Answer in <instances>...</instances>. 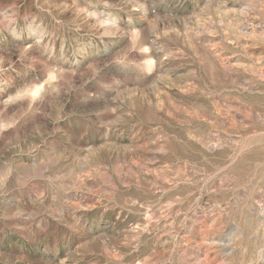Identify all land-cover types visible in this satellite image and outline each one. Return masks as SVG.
Listing matches in <instances>:
<instances>
[{
    "label": "rangeland",
    "instance_id": "1",
    "mask_svg": "<svg viewBox=\"0 0 264 264\" xmlns=\"http://www.w3.org/2000/svg\"><path fill=\"white\" fill-rule=\"evenodd\" d=\"M0 264H264V0H0Z\"/></svg>",
    "mask_w": 264,
    "mask_h": 264
}]
</instances>
